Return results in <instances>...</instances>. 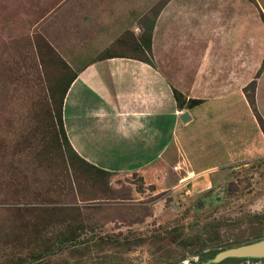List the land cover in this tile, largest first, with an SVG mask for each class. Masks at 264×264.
<instances>
[{
  "label": "rangeland",
  "instance_id": "obj_1",
  "mask_svg": "<svg viewBox=\"0 0 264 264\" xmlns=\"http://www.w3.org/2000/svg\"><path fill=\"white\" fill-rule=\"evenodd\" d=\"M166 1L0 0V239L18 234L11 209L17 205L78 206L64 217L84 226L73 240L49 249L40 264H205L207 251L264 237V156L217 162L200 154L205 140L215 138V128L201 121L178 131L181 144L189 139L193 147L191 170L217 168L185 183L184 171L161 177L159 184L127 171L111 172L92 188V177L82 175L79 189L86 196L92 191L94 199L81 202L62 189L60 170L72 153L63 146L52 162L47 158L48 89L64 74V62L75 73L95 55H141L139 37L130 30L103 48L93 46L102 27L100 11H149L143 18L147 27ZM225 2L194 0L192 11H229ZM245 5L262 11L256 0ZM36 39L50 44L58 58L39 54ZM244 119V137L250 138L246 114ZM220 131L228 140L233 129ZM215 264H264V257Z\"/></svg>",
  "mask_w": 264,
  "mask_h": 264
},
{
  "label": "crops",
  "instance_id": "obj_2",
  "mask_svg": "<svg viewBox=\"0 0 264 264\" xmlns=\"http://www.w3.org/2000/svg\"><path fill=\"white\" fill-rule=\"evenodd\" d=\"M193 1L167 0L155 11L153 64L113 53L95 55L76 70L62 121L71 147L84 160L113 173L140 171L157 184L182 171L201 175L217 165L191 170L193 147L189 139L181 144L178 135L196 120L215 128V138L205 140L200 154L217 162L264 156V132L245 89L255 79L254 107L264 119V66L256 75L264 59V2L256 0L262 11L245 9V0H226L229 11H192ZM148 13L100 11L102 27L93 46L103 48L127 30L139 37ZM174 89L202 102L181 108ZM245 114L250 138L244 137ZM227 127L233 129L228 140L220 131ZM176 164L181 168L174 169Z\"/></svg>",
  "mask_w": 264,
  "mask_h": 264
},
{
  "label": "trees",
  "instance_id": "obj_3",
  "mask_svg": "<svg viewBox=\"0 0 264 264\" xmlns=\"http://www.w3.org/2000/svg\"><path fill=\"white\" fill-rule=\"evenodd\" d=\"M153 23L154 21L152 18L150 24L144 27V31L139 35L137 41L141 53V55L137 57L150 64H153L151 59V34ZM35 46L39 54H42L41 52L44 51L49 56L52 55L58 58L55 50L50 44L44 41L41 44L36 39ZM111 56L112 54L105 53L99 55V58ZM263 66L264 59L261 68L256 73L257 76L261 72ZM63 69L65 75L62 74V76L59 77L53 85H50L48 89L52 122L50 127H48L49 136L46 142L45 152L46 154H50L47 157L50 162H52L55 157L54 153H59L58 150H60L61 153V148H63V146L66 147V151L69 154L72 153L73 157L70 155L64 158V166L60 170V174H62L63 177L61 179L62 185H65L62 189H64L67 196L70 194L78 195L79 199H77V201L79 200L82 202L94 199L93 195H90L93 194L92 191H88L90 194L86 196L79 189V179H82V175L89 177L90 180L92 177V180L89 182L95 183V181L99 179H104L105 175H109L111 172L99 168L80 157L71 147L67 139L62 121V104L64 96L71 82L74 80L76 73H71L69 66L65 62L63 64ZM254 87L255 79L245 88L247 91L246 97L256 115L261 130L264 132V119L254 107ZM174 97L181 108L184 106L193 107L202 102L201 99L197 98L185 99V97L175 89ZM94 183H91L92 188L96 185V183ZM102 184L104 185L103 182ZM11 201L17 202L18 200ZM77 207L78 206L70 207L67 205L44 207H36V205L13 206L11 209L13 210L15 228L18 234L11 238L0 239V251L2 252L0 255L1 261L4 264H40L44 260V254H46L49 249L51 250L61 243L73 240L79 235L77 232L84 228L82 222L78 221L76 218L64 217L67 211ZM6 248L10 250L5 251ZM223 249L225 248L213 249L205 253L204 255L206 258L204 262H210L211 258ZM229 259L233 258H227L225 260Z\"/></svg>",
  "mask_w": 264,
  "mask_h": 264
},
{
  "label": "water",
  "instance_id": "obj_4",
  "mask_svg": "<svg viewBox=\"0 0 264 264\" xmlns=\"http://www.w3.org/2000/svg\"><path fill=\"white\" fill-rule=\"evenodd\" d=\"M180 119L183 122H186L187 120H189V115L186 112H183L180 115ZM263 256H264V238L258 241L223 249L219 251L211 261L219 262L229 257H263Z\"/></svg>",
  "mask_w": 264,
  "mask_h": 264
},
{
  "label": "built area",
  "instance_id": "obj_5",
  "mask_svg": "<svg viewBox=\"0 0 264 264\" xmlns=\"http://www.w3.org/2000/svg\"><path fill=\"white\" fill-rule=\"evenodd\" d=\"M181 166L179 164H176V166L174 167V169H180ZM198 175H195L192 171H186L185 174L180 178V182L185 183L188 180L193 179L194 177H196Z\"/></svg>",
  "mask_w": 264,
  "mask_h": 264
},
{
  "label": "flooded vegetation",
  "instance_id": "obj_6",
  "mask_svg": "<svg viewBox=\"0 0 264 264\" xmlns=\"http://www.w3.org/2000/svg\"><path fill=\"white\" fill-rule=\"evenodd\" d=\"M264 238V237H263ZM260 239H262V238H259L258 240H260ZM257 239H256V241H258ZM250 242H254V241H250ZM250 242H247V243H250ZM245 244V243H244ZM242 245V244H241ZM226 249V248H225ZM221 251V250H220ZM208 252V251H207ZM206 252V253H207ZM216 255V254H215ZM264 257V256H263ZM214 258V257H213ZM213 258H211V260L213 259ZM229 258H244V257H229ZM248 258H260V257H248ZM225 259H227V258H225ZM225 259H223V260H225ZM210 260V262H206L205 264H210V263H213V264H215V262H212ZM222 261V260H221Z\"/></svg>",
  "mask_w": 264,
  "mask_h": 264
}]
</instances>
